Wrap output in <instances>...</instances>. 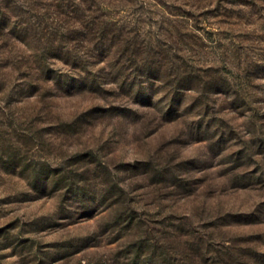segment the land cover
<instances>
[{"label":"rangeland","instance_id":"374dc122","mask_svg":"<svg viewBox=\"0 0 264 264\" xmlns=\"http://www.w3.org/2000/svg\"><path fill=\"white\" fill-rule=\"evenodd\" d=\"M108 12L166 64L0 93V264H264V0Z\"/></svg>","mask_w":264,"mask_h":264},{"label":"trees","instance_id":"16d2710c","mask_svg":"<svg viewBox=\"0 0 264 264\" xmlns=\"http://www.w3.org/2000/svg\"><path fill=\"white\" fill-rule=\"evenodd\" d=\"M127 1L0 0V93L14 92L19 101L50 86L66 93L92 88L98 83L92 77L97 62L114 60L107 67L122 71L131 58L136 64L137 54L149 55L143 60L148 78L152 69L161 70L166 63L154 65L157 52L149 43L110 17L112 2ZM55 63L66 69H53Z\"/></svg>","mask_w":264,"mask_h":264}]
</instances>
